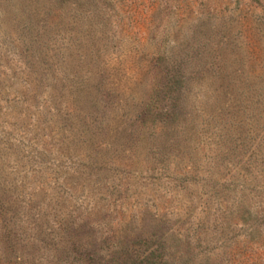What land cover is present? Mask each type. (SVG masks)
<instances>
[{
    "label": "rangeland",
    "instance_id": "1",
    "mask_svg": "<svg viewBox=\"0 0 264 264\" xmlns=\"http://www.w3.org/2000/svg\"><path fill=\"white\" fill-rule=\"evenodd\" d=\"M0 264H264V0H0Z\"/></svg>",
    "mask_w": 264,
    "mask_h": 264
}]
</instances>
